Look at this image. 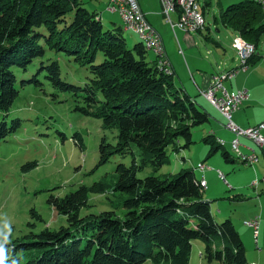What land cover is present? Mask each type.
<instances>
[{"label":"trees","instance_id":"trees-1","mask_svg":"<svg viewBox=\"0 0 264 264\" xmlns=\"http://www.w3.org/2000/svg\"><path fill=\"white\" fill-rule=\"evenodd\" d=\"M83 3L0 0V140L20 127L18 119L9 124L5 121L18 94L13 69L25 72L38 60L36 72L52 89L71 96L75 112L98 120L103 129L116 131L114 145L104 137L99 139L96 166L114 155H130L131 164L116 165L113 183L100 180L90 187L80 185L62 197H49L48 204L64 217L65 225L43 228L6 243L7 264L12 260L16 264L21 255L20 264H142L146 260L151 264H188L194 240L201 243L199 256L207 263L247 264L238 233L229 219L216 222L211 216L209 202L202 198L201 180L192 169L161 178L152 174L135 177L145 167L157 172L168 163L169 153L187 149L192 144V129L207 123L209 115L174 85L172 74L159 70L155 60L145 59L147 50L141 42L127 48L121 27L102 29L98 14L86 10ZM263 19L264 10L245 0L220 8L212 17L213 22L253 46L249 68L261 58L255 50L264 33ZM203 39L209 40L207 33ZM46 50L62 53L84 67L86 81L78 86L61 80L56 61L41 60ZM25 82L36 83L34 76L20 81ZM73 137L82 150L80 137ZM201 142L208 146L206 158L219 152L225 162H233L212 135ZM131 146L138 152L137 162ZM28 167L35 164L21 168ZM108 192L112 196L117 193L116 201L110 202L113 209L123 210L120 217L113 211L79 216L88 194ZM241 197L233 194L227 199ZM30 214L36 216L33 211Z\"/></svg>","mask_w":264,"mask_h":264},{"label":"rangeland","instance_id":"rangeland-1","mask_svg":"<svg viewBox=\"0 0 264 264\" xmlns=\"http://www.w3.org/2000/svg\"><path fill=\"white\" fill-rule=\"evenodd\" d=\"M82 1L84 2L83 7L88 11L96 7V2L93 0ZM203 1L197 0L199 10L203 5ZM216 1L209 0V5L203 8L204 27L198 29L200 32H188L194 43L187 47V51L195 59L203 61L206 65H211L213 68L219 67L220 70L224 68L229 70L237 65L235 62V65L229 68L233 64L230 59H235L231 41L237 43V45L240 42L238 38L243 42L245 41L238 35H234L228 28L223 27L218 21H212V17L217 16L220 9L216 6ZM218 1L221 2V9H223L241 0ZM260 7L264 10L262 6ZM105 21L106 18L103 16L101 18L102 29L112 28V26L107 27ZM261 22L264 23V19ZM119 24H121L124 39L130 37L136 40L137 38L143 46L145 45V41L136 33L123 29L121 21H119ZM206 33L209 38L207 41L203 39V35ZM126 46L131 48L132 44L128 42ZM144 48L147 50L145 59L149 61L153 56V51L151 52L147 46H144ZM255 54L261 57L259 61L261 66H259L258 72H264V33L260 37ZM46 59L56 61L59 77L64 82L81 86L88 77L87 70L84 67L71 61L69 57L62 53L46 50L41 60L45 61ZM37 66L38 60H34L27 66L25 72L13 69L18 94L6 113L5 121L6 124H9L11 120L18 119L20 120V127L15 133L10 134L4 140H0V221H2L0 223V239L7 240L6 243L21 238L30 232L37 233L43 228L54 230L60 225H65L64 217L57 215L48 204L49 197H62L74 191L80 185L90 187L100 180L113 183L116 179V165L122 164L128 167L132 160L130 155H114L106 163L96 166L99 139L104 137L109 144L114 145L116 131L114 129H103L98 120L75 112L71 96L68 93H60L52 89L42 78V74L36 72ZM159 66L157 65L159 70L169 74L163 66ZM190 71L192 70L190 69ZM201 72H204L201 74H208L206 69H201ZM32 76H34L36 83H20L21 80L27 81ZM186 78L191 82L187 72ZM175 86H180L177 80H175ZM196 98L205 111H213L199 96ZM2 116L3 114L0 113V120ZM213 116L212 119L214 120L209 119L207 123L192 129V144L187 149L180 150L178 153H169L168 163L157 172L151 173L150 168L145 167L137 171L135 177L142 179L152 174L161 178L163 175H174L183 168L192 169L196 178L200 179L203 176L206 190H203L202 198L209 202L211 216L216 222L229 219L236 230L238 225L242 226L244 222L252 219V217L243 219L244 204L247 200L237 203L227 198L236 191L233 187L234 184L247 182L250 178L256 181L255 184H263L264 150L246 139L248 149L255 151L257 160L252 162V165L240 164L239 161L244 162V159H241V157L239 159L234 154L229 140L222 139L225 144L221 147L229 154L230 160L233 162H225L219 152L206 158L208 146L202 143L201 139L206 136L210 121L213 123L218 122L220 125L219 117L216 114ZM222 125L224 127V122H222ZM75 134L81 139L82 150L73 142ZM131 152L133 160L137 162L138 152L134 146H131ZM240 152L247 154L245 156L251 154L250 151L243 148L240 149ZM199 160H202L201 164L208 168L202 174L198 171L196 165ZM29 163H34L35 167L21 168ZM217 172L223 175V180L218 178ZM200 184L203 187L202 180ZM249 191H251V187L247 186L245 188L246 194H249L247 193ZM116 194L114 193V196L109 192L88 194L87 205L80 209L79 216L113 211L116 216L120 217L123 210L113 209L110 202L116 201ZM31 211L38 217L32 216ZM6 227L9 228L7 233L4 230ZM250 232L252 236V231L250 230ZM250 232L244 238L249 249L254 247ZM239 237L242 239L240 234ZM241 241L244 250L247 251V245H245L243 239ZM192 243L198 245H192L189 264H220L215 261L207 263L199 256L202 251L201 243L197 240L192 241ZM196 246L200 247V252H198ZM142 264L151 263L146 260Z\"/></svg>","mask_w":264,"mask_h":264},{"label":"crops","instance_id":"crops-1","mask_svg":"<svg viewBox=\"0 0 264 264\" xmlns=\"http://www.w3.org/2000/svg\"><path fill=\"white\" fill-rule=\"evenodd\" d=\"M93 1L96 2L95 4L97 8L94 7L91 11H94L98 14V19L100 20V22L101 18L104 16L106 18L105 24L107 27H113L114 25L121 27V24H119V21H121V19L115 11L110 10L109 5L111 4L109 0ZM136 2L146 22L160 37L163 46L164 56L171 70L170 71L168 69V73L172 74V81L174 85L175 80H177L180 85L179 87H181L183 91H185L190 97L194 98L197 103H199L198 99L196 98L197 96H199V98L206 103V101L199 95V91L204 90L207 87L209 77L216 73V68L211 67V65H206L205 63H203V61L195 59V57L187 51V47L193 45L194 43L193 39L190 37V35H188L190 33L185 34L178 31L177 29H170L168 23L164 20L162 14L160 13V5L158 0H136ZM204 3H206L205 6H208L209 0H204L203 4ZM215 4L216 6L221 8L220 1L217 0ZM169 18L171 21L174 22L176 20V14H171ZM125 41L126 43L129 42L133 45L134 43H136L135 41H139V39L137 40L136 38V40H134L130 37H126ZM213 44L217 45L216 43ZM241 45L242 43L239 42L238 46L240 47ZM151 60H155L154 53L149 61ZM230 62L233 64L229 66V68L233 67L236 61L234 58H231ZM259 66H261V64L258 62L253 67H250V69H248L249 67H247L245 72L238 73L233 78L225 80L222 83L223 87L227 92H234L239 89H245L247 92V98L241 102L238 109L233 112L231 116L232 122L241 128L253 127L258 124H264V72H258V69L260 68ZM190 69L192 71H190ZM201 69H206L208 74H201L204 73L201 72ZM227 69L228 68H224L223 70ZM186 72L191 82L187 80ZM208 106L213 110H206L208 112L209 119H212V117H214L213 115L216 114V116L219 117L220 125L218 122L213 123L210 121V123L208 124L209 130L206 135H212L216 143H219L218 145L223 147L225 142L222 139H226V141H231L232 137L223 127V120L216 112V110L213 109L210 105ZM259 133L264 137V127L259 131ZM245 140L246 139L244 138H238V143L240 145L239 151L241 148L248 150L251 154L255 156L257 160L255 151L253 149H248V143H246ZM220 141L222 142L220 143ZM198 163H202V160H199L196 165ZM206 170H208L207 167ZM198 171L201 172L200 170ZM200 180H202L203 182L202 178H200ZM254 182L256 181L250 178L247 180V182L234 184L233 187L236 189V191H234L233 194H240L242 196V199L231 201L240 203L247 200V202L244 204L245 211L243 212V219L257 217L258 228L256 240L255 242L253 241V248L249 249L247 242L244 240V238L247 237L250 232L249 228H245L243 225H238L236 228V232H239L245 245H247L248 247V250L245 251V260L247 264H264V181L262 182V185L255 184ZM252 184L255 185L253 186ZM247 186L251 187V191L247 192L249 194H246L245 192V188ZM250 237L252 238L251 232ZM193 244L198 245L191 242L188 264L191 259V251ZM196 247H198V252H200V247Z\"/></svg>","mask_w":264,"mask_h":264},{"label":"built area","instance_id":"built-area-1","mask_svg":"<svg viewBox=\"0 0 264 264\" xmlns=\"http://www.w3.org/2000/svg\"><path fill=\"white\" fill-rule=\"evenodd\" d=\"M130 2V6L133 8L135 15V24H126L124 16L121 10L115 6H110V10L115 11L121 19V23L129 28L138 32L141 39L147 42L149 49L155 52V64L165 65L170 70V67L165 59L163 46L160 37L153 30V28L146 22L143 14L141 13L136 0H126ZM178 3V11H170L168 8V0H158L160 5V13L164 20L168 23L171 30L177 29L178 31L188 34V28H192V21L194 18H201L204 27V19L200 13L199 6L196 0H176ZM110 2V0H109ZM259 6H264V0H258ZM176 14V20L173 22L169 16ZM231 48L234 51V57L236 61V67L229 70H220L216 68V73L209 77L207 87L204 90L199 91V95L219 114L224 122L225 130L231 135L230 146L235 154H240L244 158V163L252 165V162L256 161L253 154L245 156L239 151L238 138H245L252 141L261 149H264V137L259 131L264 127V124H258L253 127L239 128L232 120V113L235 112L240 106L241 102L247 98V92L245 89H239L234 92H227L222 83L225 80L233 78L238 73H243L247 69V60L252 51H245V47H239L236 43L231 41ZM171 71V70H170ZM197 166L203 173L206 167L201 163ZM217 176L220 180H223V175L217 172ZM203 179V176H202ZM203 188L206 189V184L203 179ZM245 227L252 231V239L255 242L258 228L257 217L244 222ZM252 264V263H251Z\"/></svg>","mask_w":264,"mask_h":264},{"label":"bare ground","instance_id":"bare-ground-1","mask_svg":"<svg viewBox=\"0 0 264 264\" xmlns=\"http://www.w3.org/2000/svg\"><path fill=\"white\" fill-rule=\"evenodd\" d=\"M247 1H251V2H254V3L255 2L258 3V0H247ZM110 4H111V6H115L118 9L121 10V13L124 16V21H125L126 24H135V15L133 13V8L130 6V2H128L126 0H110ZM262 7L264 8V6H262ZM168 8L170 9V11H177L178 10V3H177V1L176 0H168ZM202 27H203V24H202L201 18H194V20L192 21V28H188V32H195V31L197 32L198 29L199 28H202ZM123 29H125L126 31L127 30L133 31L134 33H136V35L139 36L138 32H136L132 28L127 27L126 25H123ZM198 32H200V31H198ZM142 42H143V40H142ZM144 44H145L144 46H147L148 47V44H147L146 41H145ZM241 47H245V51H252V46L250 44H242ZM151 51H153V50H151ZM153 53L155 55V52L154 51H153ZM161 66H163L166 69V71L168 72V68H166L165 65H161ZM159 68H160V66H159ZM221 142L222 141H220V143ZM236 155L239 157V159H240V157H241V159H244L240 154H236ZM198 169H199V167H198Z\"/></svg>","mask_w":264,"mask_h":264},{"label":"clouds","instance_id":"clouds-1","mask_svg":"<svg viewBox=\"0 0 264 264\" xmlns=\"http://www.w3.org/2000/svg\"><path fill=\"white\" fill-rule=\"evenodd\" d=\"M2 223V221H0ZM5 233L9 231V228H5ZM6 241L4 239H0V264H7L8 256H7V249H6ZM20 259H22V255L16 259V264H20ZM11 264H13V260L11 261Z\"/></svg>","mask_w":264,"mask_h":264}]
</instances>
